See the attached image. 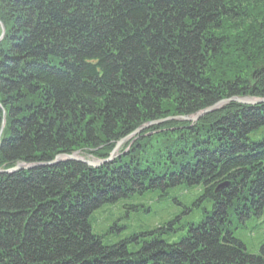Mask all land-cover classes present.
<instances>
[{"label":"trees","instance_id":"16d2710c","mask_svg":"<svg viewBox=\"0 0 264 264\" xmlns=\"http://www.w3.org/2000/svg\"><path fill=\"white\" fill-rule=\"evenodd\" d=\"M0 21V167L36 164L0 174V264H264L239 237L264 225V102L168 119L264 98V0H0Z\"/></svg>","mask_w":264,"mask_h":264},{"label":"rangeland","instance_id":"374dc122","mask_svg":"<svg viewBox=\"0 0 264 264\" xmlns=\"http://www.w3.org/2000/svg\"><path fill=\"white\" fill-rule=\"evenodd\" d=\"M5 117H6V115L4 114L3 123H2L1 131H0V139H1L2 131H3L4 127H5V120H4ZM131 134L128 135V136L133 137L134 135H136V134H134V135H131ZM131 137L126 139L123 143H121L119 148L115 151V155L116 156L118 154H120V152L124 148L125 142H128V140L131 139ZM78 151H79V154H78L79 157L85 158V159L90 160V161L98 160V159L92 157L91 155H87V154L83 153L81 150H78ZM62 160H68V159L63 158V159H60L59 161H62ZM59 161H57V162H59ZM0 169H8V168L0 167ZM110 213H111V210H106V211L103 210V211H100V212L97 213L96 220H97L98 224L95 225V227H99V229L97 230L98 232H103V231L107 230L108 228H110V225H112L115 222V221H111V220H113V218L108 219V217H110L109 216ZM114 217H115V214H114ZM168 217H169V215L164 213V211L157 210L154 213H152V215L149 218H146L147 221H132V222H130V221H122L121 223L120 222L119 223L123 224V223H127L128 222L135 229L138 226L139 227H141V226L156 227V226L164 223V221L167 220ZM141 218H142V216H141ZM262 219H264V217ZM239 237L244 239L245 243L248 246L249 251L255 253V252L258 251L259 245L264 241L263 240L264 239V225L262 227H260L259 229L253 231V232L243 231L239 235Z\"/></svg>","mask_w":264,"mask_h":264},{"label":"water","instance_id":"95a60500","mask_svg":"<svg viewBox=\"0 0 264 264\" xmlns=\"http://www.w3.org/2000/svg\"><path fill=\"white\" fill-rule=\"evenodd\" d=\"M1 25V28H2V33L0 35V40L3 38L4 36V33H5V27L2 23H0ZM231 101H236V102H239V103H242V104H257V103H262L264 102V98H250V97H241V96H234V97H230V98H226V99H223L217 103H215L214 105H211L195 114H192V115H185V116H175V117H169L168 119H184V120H188V121H197L200 117H202L203 115L211 112V111H214L220 107H222L223 105L231 102ZM5 114V112H4ZM5 120V118H4ZM164 120H156V121H150L148 123H145L143 125H141L140 127H138L131 135H134L136 134L137 132H139L140 130L152 125V124H155V123H160ZM129 137L131 136H128L126 138H123L121 139L115 149L112 151L111 155L109 156V158L105 159V160H96V161H90V160H87L85 158H82V157H79L78 154H79V151L75 152V153H72V154H59L55 157V159L50 163V164H53V163H56L57 161H59L60 159H70V160H79V161H82V162H85L87 163L88 165H91V166H98L104 162H107V161H110L112 160L114 157H115V151L119 148V146L121 145V143H123L126 139H128ZM36 166V164H27V163H20V164H17L16 166H13L9 169H0V174L2 173H12V172H15L17 170H20V169H30L32 167Z\"/></svg>","mask_w":264,"mask_h":264}]
</instances>
